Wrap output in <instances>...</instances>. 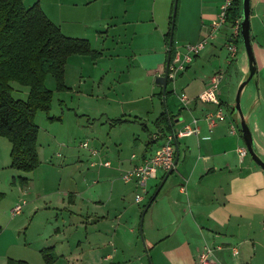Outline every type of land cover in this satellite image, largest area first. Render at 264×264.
<instances>
[{"label":"crops","instance_id":"obj_1","mask_svg":"<svg viewBox=\"0 0 264 264\" xmlns=\"http://www.w3.org/2000/svg\"><path fill=\"white\" fill-rule=\"evenodd\" d=\"M223 1L65 0L63 4L57 0L50 9L51 18H58V8L65 7V29L62 27L64 21L59 24L52 21L37 1L64 36L86 40L91 49L100 54L92 62L88 78L92 79L94 72L99 76L107 73L105 79L113 73V78L117 79L109 85L111 92H119L121 86L123 94L128 92L119 95L120 100H110L118 110L115 114H120L118 117H111L109 110L104 113L113 122L123 120L109 125L108 137L112 141L107 138L106 143L98 135L99 144L91 147L98 150L99 156L108 160L111 167H91L102 169L97 171V179L90 178L85 172L76 173L70 189H57L61 205L66 201L68 208L107 207L115 212L118 204H124L128 193L135 192V196L140 193L135 183L121 180V173L152 156L170 132L180 131L193 119L198 120L196 134L180 136L174 143L175 168L170 173L158 171L157 177L147 183L144 198L149 194L152 182L157 191L153 194L154 201L144 210L152 209L143 227L148 249L142 250L131 223L122 225L121 217H113L114 214L107 210L88 216L90 224H116L109 226L106 233L100 231L88 236L95 248L85 255L87 264H197L198 256L205 249L211 250L210 264H264V170L248 158L247 151L244 156L240 155L239 150L246 148L235 119L232 115L227 116L229 105L220 97L221 92L218 91L219 106L225 119L211 128L205 116L213 114L218 106L198 101V96L216 73H222L223 79L231 76L235 88L247 77L246 55L234 43L235 22H225L217 29L214 38L193 56L175 80L166 83L164 91L157 81L166 70L172 35L174 54L183 55L185 44H195L213 31L211 22L219 15ZM249 20L258 89L253 96V106L243 116L252 133L257 155L264 162V0H250ZM230 44L237 47L234 58L229 54ZM125 46L129 47L127 55L126 50L122 53L118 50ZM238 53L241 54L238 56ZM73 56L85 63L90 61L88 56ZM122 65H126L124 69L119 68ZM121 78L126 80L124 85H120ZM103 82L100 81L97 87ZM182 94L188 99L186 107L179 100ZM157 98L160 104L155 102ZM162 114L169 116L167 123H157ZM152 134L156 135L153 140ZM84 160L89 165L88 150ZM84 160L79 159V162L84 163ZM99 176L102 184L98 181ZM13 181L21 195L35 190L30 178L23 187L15 186L19 179ZM50 205L48 202L46 206H34L35 213ZM33 219L34 216L30 224ZM111 227L112 231L109 230ZM108 245L112 246V251ZM46 249L58 255L56 247L43 250ZM148 254L152 261L149 263L145 261ZM9 260L15 261L6 257L5 264ZM56 260L55 257L52 264Z\"/></svg>","mask_w":264,"mask_h":264},{"label":"rangeland","instance_id":"obj_2","mask_svg":"<svg viewBox=\"0 0 264 264\" xmlns=\"http://www.w3.org/2000/svg\"><path fill=\"white\" fill-rule=\"evenodd\" d=\"M37 1L52 21L58 24L60 21H64L62 27L65 29L64 26H67L66 8H58V18H51L50 9L55 6L57 0H24V3L26 7H30L34 3H38ZM59 1L64 4L65 0ZM240 6L242 10V5ZM240 48L245 54L241 40ZM118 50L120 53L126 50L127 55L129 47H119ZM240 54L238 53V56ZM92 62L94 63L92 59L86 63L79 61L77 56H73L66 62L65 87L62 89L57 87L56 81L51 75L47 76L45 86L52 92L51 107L47 112L37 111L33 118L34 124L39 129L37 153L40 164L37 169L31 172H21L11 168V144L5 137H0V193L5 195L0 202V226L2 228L0 233V264H5L6 257L14 258L15 263L26 261L28 264H45L40 251L49 247H56L58 255L54 264H87L85 255L95 248L88 236L94 232L106 233L109 226L116 224V222L106 226L103 223L90 224L91 220L88 216L101 214L107 210H110L112 215L114 214L113 217H121L122 225L127 224L129 226L131 223L139 238L142 250L148 249L143 235V227L146 226L152 209L144 212L143 207L156 191V188L152 186L153 182L150 184L149 194L143 202L136 203L135 192H130L124 199V204L116 206L115 212L107 207L94 208L90 206L88 209L79 207V210L78 208H68L66 201H64V205H61V196L57 193L59 188L63 191L70 189L69 186L72 184L71 181H73L76 173L85 172L87 175L89 174L90 178L97 179V171L102 169L89 167L88 162L84 160L86 150L81 149L80 144L87 142L89 147H95L99 144L98 135H101L106 143L108 139L112 141L108 135L110 132L109 125L113 124V121L110 118L108 120V116L104 113L109 110L111 117H118L120 114H115L118 113V110L114 108L115 104L110 100H120L119 95L128 94L126 91L123 94L122 86L119 92H111L109 85L113 83V79H117L113 78V73L105 79L107 73H102L99 76L94 72L92 79L88 78L93 65ZM104 62L107 63V61ZM125 66L122 65L119 68L124 69ZM230 77L226 76L219 83L218 91L221 92L220 97L224 103L229 105L226 110L227 116L232 115L236 126L240 129V119L233 108L238 87L235 88V83ZM102 80L104 81L103 84L97 87V84L100 85ZM256 81L255 75L244 86L243 92L241 91L239 102L242 114L253 106V96L256 95L258 89ZM125 83L126 80L121 78L120 85ZM95 84L96 86H94ZM11 85L13 98L26 100L28 88L17 83ZM154 100L160 104L158 98ZM250 125L253 129V125L251 123ZM129 136L130 134L128 138ZM248 158H250L249 154ZM79 159H83L84 163H80ZM110 161L112 162V160ZM17 176L27 180L30 178L35 190L30 191L29 194L21 195L13 185V180L19 179ZM98 181L102 184L100 176ZM90 182L91 180L88 183ZM19 184H15V186L23 187ZM19 199L26 201V203L22 207L21 214L12 215L11 209L18 201H22ZM48 202L51 203L50 206L35 213L34 206H46ZM33 216L34 219L30 224V219ZM109 230L112 231V227ZM14 237L15 239H13ZM108 246H110L109 251H112V246ZM146 257L145 261L149 263V260L151 261L150 254Z\"/></svg>","mask_w":264,"mask_h":264},{"label":"trees","instance_id":"obj_3","mask_svg":"<svg viewBox=\"0 0 264 264\" xmlns=\"http://www.w3.org/2000/svg\"><path fill=\"white\" fill-rule=\"evenodd\" d=\"M240 5L241 0H234L226 12L227 23L240 19ZM169 38L170 33L167 43ZM239 39L238 33L234 43L239 45ZM174 50L172 35L171 46L168 47L169 61ZM72 55L88 56L94 61L100 56L86 40L64 36L38 3L26 8L23 0H0V137H5L11 144V168L21 172L38 168L39 129L33 118L37 111L47 112L51 107L52 92L45 86L48 75L55 79L58 88L65 87V65ZM12 83L28 88L26 100L13 98ZM168 119L169 116L162 114L157 123H167ZM114 122L122 123L123 120ZM27 181L19 178L20 185H26ZM154 196L143 207L144 210L154 201ZM3 198L4 194L0 193V202ZM41 255L45 264H52L56 257L50 249L42 250ZM12 261L7 264H26Z\"/></svg>","mask_w":264,"mask_h":264},{"label":"built area","instance_id":"obj_4","mask_svg":"<svg viewBox=\"0 0 264 264\" xmlns=\"http://www.w3.org/2000/svg\"><path fill=\"white\" fill-rule=\"evenodd\" d=\"M234 0H224L220 8L219 15L211 22L213 31L204 39L200 40L195 44H185L183 46L185 53L181 55L179 52L174 54L173 58L169 61L166 68V78L168 81H174L178 73L183 71L185 65L189 64L192 61L193 56L199 54L201 50L207 45L208 40L214 38V33L217 29L224 25L226 22V12L232 6ZM235 34L236 37L239 33V22L240 19L235 21ZM229 54L234 58L237 54L236 45L230 44L228 46ZM223 79L222 73L214 74L203 92L198 96V101L201 103H209L215 106H218L217 110L213 114H208L205 116V120L209 128L216 125L218 122L224 121L225 117L219 106L218 99V85ZM180 103L183 107H186L188 104V99L185 95H180ZM197 119H193L191 124L184 126L180 131L170 132L165 136L163 144L158 147L152 156L144 159L140 164L134 165L130 169L124 170L121 173V180L124 183H135L139 188L140 193L135 196V202L141 203L144 199V196L147 194V183L148 181L155 179L157 177L158 171L164 173H170L175 168V149L174 143L176 139L180 136L194 135L198 132L197 128ZM156 135L152 134L151 139H155ZM80 148L88 150L91 161L89 162L90 167H111V163L103 157L99 156L98 150L89 147L87 142L80 144ZM241 156L246 154V150H239ZM98 158L94 160V158ZM134 156H132L133 158ZM93 158V159H92ZM25 202L22 200L11 209L12 215H19L21 213L22 207ZM211 263V250L205 249L197 259V264H210Z\"/></svg>","mask_w":264,"mask_h":264},{"label":"water","instance_id":"obj_5","mask_svg":"<svg viewBox=\"0 0 264 264\" xmlns=\"http://www.w3.org/2000/svg\"><path fill=\"white\" fill-rule=\"evenodd\" d=\"M241 5H242V10H241L240 22H239V36H240L239 47H240V40H241L244 51H245V55L247 58V62H248V74H247L246 79L243 80L237 88L233 108L237 112L238 117L240 119V129L239 130H240L241 137L244 142L246 151L251 157V159L253 160V162L258 167H260L262 170H264V162L257 155L252 133L241 112L240 102H239L242 89L253 78L256 72L254 56L252 52V46L250 42V20H249L250 19V0H241ZM175 8H176V3H174V7H173V17L175 15ZM171 33H172V27H171ZM170 44H171V38L169 42V47H170ZM168 60H169V56L167 57L166 68L168 65ZM157 81L162 86L163 91H164L166 87V83H167L166 70L164 72V75L162 77H159Z\"/></svg>","mask_w":264,"mask_h":264}]
</instances>
